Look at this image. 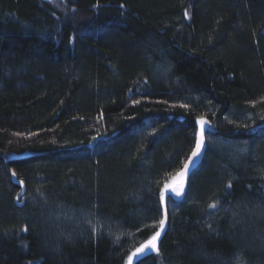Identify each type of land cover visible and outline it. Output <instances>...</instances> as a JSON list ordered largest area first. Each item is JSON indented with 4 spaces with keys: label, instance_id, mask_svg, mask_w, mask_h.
<instances>
[{
    "label": "trees",
    "instance_id": "1",
    "mask_svg": "<svg viewBox=\"0 0 264 264\" xmlns=\"http://www.w3.org/2000/svg\"><path fill=\"white\" fill-rule=\"evenodd\" d=\"M161 220L134 264H264V0H0V264H126Z\"/></svg>",
    "mask_w": 264,
    "mask_h": 264
},
{
    "label": "rangeland",
    "instance_id": "2",
    "mask_svg": "<svg viewBox=\"0 0 264 264\" xmlns=\"http://www.w3.org/2000/svg\"><path fill=\"white\" fill-rule=\"evenodd\" d=\"M201 121L204 122L203 125L201 124ZM198 123H199V127L202 130L205 129L206 127H208V125H209V122L206 119H201V120H199ZM197 162H198V158L196 157V155L192 156L191 159L187 162V165H188L187 169H185V167H184L180 173H178L171 181L166 183V185L164 186V188L162 190V194H161V200H162V203H163L165 209L167 206L168 197L171 196V197L177 198V200L183 198L185 191H186V188H187V185H188V178H189L190 172L197 165ZM166 229H167L166 221H164L163 227H160V229L158 230L160 232V235L155 242L156 248L146 249L144 252L138 253L136 256H133V253L136 252V250H135L130 256L131 260L128 259L126 264H134L135 261H138L139 259L143 258L144 256H146L150 253L157 252L159 250L158 245H159L160 238L162 237V235ZM148 241H146L143 245H145Z\"/></svg>",
    "mask_w": 264,
    "mask_h": 264
},
{
    "label": "snow or ice",
    "instance_id": "3",
    "mask_svg": "<svg viewBox=\"0 0 264 264\" xmlns=\"http://www.w3.org/2000/svg\"><path fill=\"white\" fill-rule=\"evenodd\" d=\"M203 121H201V124L203 125ZM202 134V133H201ZM200 146H201V144H200V142L198 141L197 142V150L200 148ZM196 155V152H193V156H195ZM185 169H187V167H188V165L187 164H185ZM215 204H212V205H210V207H213V208H215ZM160 224H161V227H163V225H164V221L163 220H161L160 221ZM159 235H160V232L159 231H157L152 237H151V239L145 244V245H142L140 248H137L136 249V252L135 253H133V256H136L138 253H142V252H144L146 249H149V248H156V240H157V238L159 237ZM130 260H131V257L129 258Z\"/></svg>",
    "mask_w": 264,
    "mask_h": 264
},
{
    "label": "water",
    "instance_id": "4",
    "mask_svg": "<svg viewBox=\"0 0 264 264\" xmlns=\"http://www.w3.org/2000/svg\"><path fill=\"white\" fill-rule=\"evenodd\" d=\"M202 140V139H201Z\"/></svg>",
    "mask_w": 264,
    "mask_h": 264
}]
</instances>
